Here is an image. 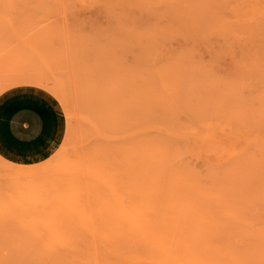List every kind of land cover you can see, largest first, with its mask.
I'll use <instances>...</instances> for the list:
<instances>
[{
    "label": "rangeland",
    "instance_id": "1",
    "mask_svg": "<svg viewBox=\"0 0 264 264\" xmlns=\"http://www.w3.org/2000/svg\"><path fill=\"white\" fill-rule=\"evenodd\" d=\"M18 96L63 131L0 158V264H264V0H0Z\"/></svg>",
    "mask_w": 264,
    "mask_h": 264
},
{
    "label": "crops",
    "instance_id": "2",
    "mask_svg": "<svg viewBox=\"0 0 264 264\" xmlns=\"http://www.w3.org/2000/svg\"><path fill=\"white\" fill-rule=\"evenodd\" d=\"M5 102L0 105V158L15 166L38 164L49 158L58 148L62 124L59 131L49 133L45 130L49 117L37 105L19 104V96Z\"/></svg>",
    "mask_w": 264,
    "mask_h": 264
},
{
    "label": "bare ground",
    "instance_id": "3",
    "mask_svg": "<svg viewBox=\"0 0 264 264\" xmlns=\"http://www.w3.org/2000/svg\"><path fill=\"white\" fill-rule=\"evenodd\" d=\"M18 105H19V104H18ZM15 108H16V107H15ZM15 108H14V110H15ZM7 110H8V109H7ZM37 112H38V111H37ZM15 113H16V112H15ZM6 115H7V114H6ZM6 115H5V116H6ZM42 115H43V114H42ZM5 116H4V117H5ZM8 116H9V115H8ZM40 116H41V115H40ZM48 117H49V116H48ZM6 118H7V116H6ZM12 120H13V119H12ZM49 121H50V120H49ZM5 123H7V121H5ZM5 123H3V125H4ZM1 124H2V123H1ZM50 124H51V123H50ZM6 127H7V126H6ZM49 127H50V126H49ZM0 129H1V128H0ZM42 130H43V129H42ZM38 132H39V131H38ZM48 134H49V133H47V135H48ZM3 138H4V136H3ZM40 139H41V138H40ZM40 139H39V140H40ZM44 140H45V138H44ZM43 143H44V142H43ZM13 144H14V143H13ZM39 145H40V144H39ZM106 164H107V163H106ZM106 164H105V167H106V170H107V173H108V169H107L108 164H107V165H106ZM3 167H4V166H3ZM3 167H2V168H3ZM19 168H20L19 174L21 173L20 177L22 178V175L24 174L22 171H23L24 168H23V167H22V168L19 167ZM3 169H4V168H3ZM5 169H6V168H5ZM21 169H22V171H21ZM25 169L27 170V172L29 171V173H30L31 171L33 172V170H28V168H25ZM38 169L40 170V167L37 168L36 171H39ZM41 169H42V167H41ZM44 169H46V167L43 166V169H42V170H44ZM42 170H40V171H42ZM32 172H31V174H32ZM22 173H23V174H22ZM31 174H28V175H31ZM11 175H12V174H11ZM28 175H27V176H28ZM12 176H13V175H12ZM20 177H19V178H20ZM24 177H26V174H24L23 178H24ZM104 177H105V176H104ZM21 178H20V179H21ZM134 212H135V211H134ZM132 213H133V211H132ZM134 214H138V213H137V212L133 213V216H134ZM133 216H130V217L133 218ZM136 216H139V215H136ZM137 218H138V217H135L134 219L137 220ZM134 219H133V220H134ZM133 222H136V221H132V224H133ZM137 222H139V221H137ZM136 224H137V223H136ZM138 224H139V223H138ZM159 243L161 244L162 242L160 241ZM166 254H167V253H166ZM168 259H169V258H168ZM169 260H170V259H169ZM173 261H174V260H173ZM173 263L176 264L175 261H174Z\"/></svg>",
    "mask_w": 264,
    "mask_h": 264
}]
</instances>
